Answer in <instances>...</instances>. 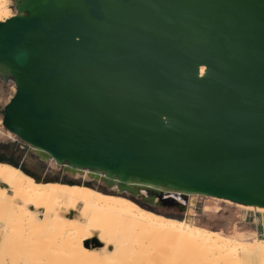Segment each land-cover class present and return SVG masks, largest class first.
Here are the masks:
<instances>
[{
	"label": "water",
	"instance_id": "1",
	"mask_svg": "<svg viewBox=\"0 0 264 264\" xmlns=\"http://www.w3.org/2000/svg\"><path fill=\"white\" fill-rule=\"evenodd\" d=\"M13 1L1 121L17 140L105 188L264 208V0Z\"/></svg>",
	"mask_w": 264,
	"mask_h": 264
},
{
	"label": "bare ground",
	"instance_id": "2",
	"mask_svg": "<svg viewBox=\"0 0 264 264\" xmlns=\"http://www.w3.org/2000/svg\"><path fill=\"white\" fill-rule=\"evenodd\" d=\"M8 3L0 0V22L15 15ZM72 171L94 179L89 168ZM95 179L107 184L103 172ZM110 188L103 192L83 182H41L0 162V264H264V240L256 236L230 237L159 215L133 200L142 198L186 214L192 211L190 194L133 182L120 188L117 179Z\"/></svg>",
	"mask_w": 264,
	"mask_h": 264
},
{
	"label": "rangeland",
	"instance_id": "3",
	"mask_svg": "<svg viewBox=\"0 0 264 264\" xmlns=\"http://www.w3.org/2000/svg\"><path fill=\"white\" fill-rule=\"evenodd\" d=\"M8 8L10 9V12L15 14L13 0H9ZM14 91L15 87L12 82H2L0 80V154L17 162L23 167L28 175L34 173L39 177L38 181L44 182L45 178L59 174V169L63 168L58 165H53L48 159L43 158L39 153L31 149V147H28L17 140L11 133L10 134L13 137H10L7 130L2 126L1 120L3 116V107L8 103L9 99L14 94ZM31 152H33L39 159L44 160L45 165H40L38 161H35ZM44 173L46 175H43ZM69 174L70 179H74L76 182L93 183L97 187L96 189L103 192H109V189H111L103 187L100 184L103 183L105 185L103 181L97 180L100 182L97 183L89 178L76 176L72 170ZM191 196L190 207L192 211L186 214L179 209L148 203L142 198H131H135L133 200L139 205L159 215L182 219L197 226L213 231H219L230 237L242 236L246 240H252L254 238V235H252L253 226L251 224V219L254 216L264 219V212L261 211L245 209L243 207L236 208L232 205H226L216 199L206 198L200 195ZM259 239L264 240V236H260ZM90 241H93V238Z\"/></svg>",
	"mask_w": 264,
	"mask_h": 264
},
{
	"label": "flooded vegetation",
	"instance_id": "4",
	"mask_svg": "<svg viewBox=\"0 0 264 264\" xmlns=\"http://www.w3.org/2000/svg\"><path fill=\"white\" fill-rule=\"evenodd\" d=\"M0 80H1V78H0ZM31 155L34 157L35 161H38V163L40 165H45L44 160L35 157L32 152H31ZM59 171H60L59 174H56V175H54L52 177H49V178H45L44 182L51 181V182H60V183H68V184H73V183L76 182V181H74V180L69 178V176H70L69 172H67V171H65L63 169H59ZM30 175H32L35 179L39 180V177L36 174L31 173ZM43 175H46V174L44 173ZM91 180L93 182L100 183V182L97 181V179H91ZM77 183H82V182L77 181ZM83 184L89 185V186L94 187V188H97L93 183L83 182ZM100 184L103 187H105L103 183H100Z\"/></svg>",
	"mask_w": 264,
	"mask_h": 264
},
{
	"label": "crops",
	"instance_id": "5",
	"mask_svg": "<svg viewBox=\"0 0 264 264\" xmlns=\"http://www.w3.org/2000/svg\"><path fill=\"white\" fill-rule=\"evenodd\" d=\"M251 224L253 226L252 235L256 236L258 239L260 236H264V219L254 216L251 219Z\"/></svg>",
	"mask_w": 264,
	"mask_h": 264
},
{
	"label": "trees",
	"instance_id": "6",
	"mask_svg": "<svg viewBox=\"0 0 264 264\" xmlns=\"http://www.w3.org/2000/svg\"><path fill=\"white\" fill-rule=\"evenodd\" d=\"M0 146H1V145H0ZM0 162H6V163H8V164H11V165H13V166H15V167L20 168V169H21L22 171H24V172H26V171L23 169V167H21L17 162H15L14 160L9 159V158H7V157L1 155V154H0ZM36 180H37V179H36Z\"/></svg>",
	"mask_w": 264,
	"mask_h": 264
}]
</instances>
